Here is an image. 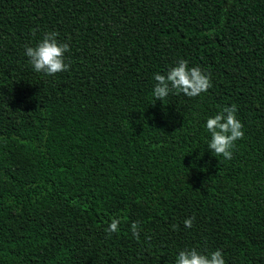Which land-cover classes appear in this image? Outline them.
<instances>
[{
  "label": "trees",
  "instance_id": "1",
  "mask_svg": "<svg viewBox=\"0 0 264 264\" xmlns=\"http://www.w3.org/2000/svg\"><path fill=\"white\" fill-rule=\"evenodd\" d=\"M49 31L70 47L55 76L25 55ZM181 59L212 87L154 100ZM233 103L227 160L206 121ZM191 248L264 264V0H0V264H176Z\"/></svg>",
  "mask_w": 264,
  "mask_h": 264
},
{
  "label": "clouds",
  "instance_id": "2",
  "mask_svg": "<svg viewBox=\"0 0 264 264\" xmlns=\"http://www.w3.org/2000/svg\"><path fill=\"white\" fill-rule=\"evenodd\" d=\"M56 31L46 32L42 40L34 47L26 46L25 55L29 63L37 73L55 76L57 73L68 71L70 63L65 62V53L70 51L68 43L60 42ZM187 60L181 59L175 67L170 68L166 74H154L156 84L152 95L154 100L164 101L169 94H184L187 97H196L207 92L212 87L211 75L201 69L200 66L189 67ZM237 105L224 106L218 113L206 121L207 131L211 135L208 149L215 156H222L227 160L233 158V149L237 140L243 139V124L237 118ZM195 217L184 220V226L191 228ZM120 220L113 218L105 229L108 234L119 231ZM173 230L176 225H173ZM132 234L139 239L140 226L138 223L131 224ZM176 264H226L221 250L217 249L204 254L196 248L184 249L179 252Z\"/></svg>",
  "mask_w": 264,
  "mask_h": 264
}]
</instances>
